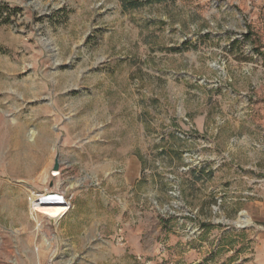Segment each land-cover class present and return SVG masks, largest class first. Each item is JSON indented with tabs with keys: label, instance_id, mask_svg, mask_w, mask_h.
<instances>
[{
	"label": "rangeland",
	"instance_id": "rangeland-1",
	"mask_svg": "<svg viewBox=\"0 0 264 264\" xmlns=\"http://www.w3.org/2000/svg\"><path fill=\"white\" fill-rule=\"evenodd\" d=\"M0 7V264L249 263L264 0Z\"/></svg>",
	"mask_w": 264,
	"mask_h": 264
},
{
	"label": "crops",
	"instance_id": "crops-1",
	"mask_svg": "<svg viewBox=\"0 0 264 264\" xmlns=\"http://www.w3.org/2000/svg\"><path fill=\"white\" fill-rule=\"evenodd\" d=\"M248 217L249 263L264 264V187L254 195V199L246 203L243 208ZM245 262V261H244Z\"/></svg>",
	"mask_w": 264,
	"mask_h": 264
},
{
	"label": "bare ground",
	"instance_id": "bare-ground-1",
	"mask_svg": "<svg viewBox=\"0 0 264 264\" xmlns=\"http://www.w3.org/2000/svg\"><path fill=\"white\" fill-rule=\"evenodd\" d=\"M59 194L60 193H57L56 187L48 189L46 192L43 193L45 197V201L43 202V204H39V205L40 207L41 205L43 206L42 209L44 212L47 213V217L49 219L58 217L67 210L66 204L63 202V199H61ZM246 222L247 220L242 215L237 223L239 226H244Z\"/></svg>",
	"mask_w": 264,
	"mask_h": 264
},
{
	"label": "trees",
	"instance_id": "trees-1",
	"mask_svg": "<svg viewBox=\"0 0 264 264\" xmlns=\"http://www.w3.org/2000/svg\"><path fill=\"white\" fill-rule=\"evenodd\" d=\"M8 17L7 12L4 11L3 8L0 7V21H6Z\"/></svg>",
	"mask_w": 264,
	"mask_h": 264
}]
</instances>
